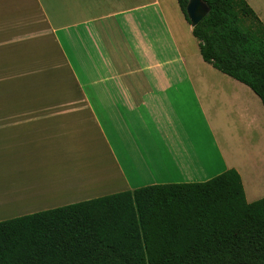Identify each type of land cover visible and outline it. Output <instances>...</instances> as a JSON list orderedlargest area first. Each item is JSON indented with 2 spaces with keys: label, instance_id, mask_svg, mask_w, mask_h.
Here are the masks:
<instances>
[{
  "label": "crops",
  "instance_id": "obj_1",
  "mask_svg": "<svg viewBox=\"0 0 264 264\" xmlns=\"http://www.w3.org/2000/svg\"><path fill=\"white\" fill-rule=\"evenodd\" d=\"M245 1L264 25V0ZM241 95L264 123L177 0H0V222L230 170L264 199V157L246 148L244 170L219 142Z\"/></svg>",
  "mask_w": 264,
  "mask_h": 264
},
{
  "label": "trees",
  "instance_id": "obj_2",
  "mask_svg": "<svg viewBox=\"0 0 264 264\" xmlns=\"http://www.w3.org/2000/svg\"><path fill=\"white\" fill-rule=\"evenodd\" d=\"M177 1L190 24L189 0ZM202 1L203 61L264 106V25L245 0ZM0 264H264V199L249 204L230 170L11 219L0 222Z\"/></svg>",
  "mask_w": 264,
  "mask_h": 264
},
{
  "label": "rangeland",
  "instance_id": "obj_3",
  "mask_svg": "<svg viewBox=\"0 0 264 264\" xmlns=\"http://www.w3.org/2000/svg\"><path fill=\"white\" fill-rule=\"evenodd\" d=\"M241 25L243 26L244 29H248L249 27L248 26L249 24L246 25V22L243 20L241 22ZM195 41L197 45H199V42L196 39ZM237 105L238 104H236V109H235L236 110L235 123L231 128H227L225 130V133L224 131H222L221 133L222 136H219V142L221 143V146L224 148L225 155L228 158V161H230L231 163L240 164L245 170L246 154L248 156L246 162L249 161V158L251 157V153L253 152V150H254L253 153L257 152L258 156L264 157V123L261 121V112L259 113V110H256L253 107V103L250 101V99H247L246 97H244V95H241V107L243 108L246 106L250 110L256 112L255 115L257 117V121H255L251 125L248 124V117L245 116V113L243 112L242 108L240 111L241 117L238 116L239 106ZM248 147H250L252 152H247V150H245ZM245 172H244V176L247 183L251 186H254L253 183L256 182L252 181L251 178H249L250 174H248L247 170Z\"/></svg>",
  "mask_w": 264,
  "mask_h": 264
},
{
  "label": "water",
  "instance_id": "obj_4",
  "mask_svg": "<svg viewBox=\"0 0 264 264\" xmlns=\"http://www.w3.org/2000/svg\"><path fill=\"white\" fill-rule=\"evenodd\" d=\"M209 13V7L202 0H189L187 16L193 29L196 28Z\"/></svg>",
  "mask_w": 264,
  "mask_h": 264
},
{
  "label": "bare ground",
  "instance_id": "obj_5",
  "mask_svg": "<svg viewBox=\"0 0 264 264\" xmlns=\"http://www.w3.org/2000/svg\"><path fill=\"white\" fill-rule=\"evenodd\" d=\"M249 178H251V176Z\"/></svg>",
  "mask_w": 264,
  "mask_h": 264
}]
</instances>
